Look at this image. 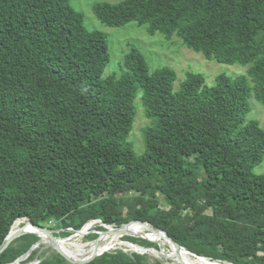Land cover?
Segmentation results:
<instances>
[{"label":"trees","instance_id":"1","mask_svg":"<svg viewBox=\"0 0 264 264\" xmlns=\"http://www.w3.org/2000/svg\"><path fill=\"white\" fill-rule=\"evenodd\" d=\"M91 11L108 28L146 26L246 74L208 87L188 72L174 89V70H151L130 45L119 73L104 77L107 37L69 0H0V246L21 220L65 235L93 220L137 221L210 262L264 264V173L254 171L264 127L246 119L251 96L264 107V0H123ZM138 90L149 121L141 154L128 141ZM38 240L17 238L0 264ZM37 253L22 261L69 264ZM86 264L151 263L116 249Z\"/></svg>","mask_w":264,"mask_h":264},{"label":"rangeland","instance_id":"2","mask_svg":"<svg viewBox=\"0 0 264 264\" xmlns=\"http://www.w3.org/2000/svg\"><path fill=\"white\" fill-rule=\"evenodd\" d=\"M123 0H69L71 6L76 10L82 13L84 26L88 30H97L103 32L108 40V52L110 55V61L106 68L104 69L103 76H107L112 73H119L120 66L123 61V55L128 52L130 45L135 46L141 54L146 59L151 70L156 68L167 66L174 70L176 75V80L174 82V89L178 88L179 82L185 79V74L188 72L198 73L204 77L205 84L208 87L214 85L215 77L219 74H225L231 77L245 75L248 66H242L239 64L234 65H224L217 63L215 61H209L204 59V57L198 53H195L185 46L180 44V41L173 37L171 40H166L162 35L156 34L154 36H149L146 32V26H138L135 23H129L120 28H108L102 25L99 21L95 19L92 14V6L98 2H107L111 4L119 3ZM141 96V91L138 90L136 100L134 101V106H137L136 115L134 117V122L132 125L131 132L128 137V141L131 142L133 150L136 154H141L143 151L142 148V129L149 124V121L144 117L142 107L139 104V99ZM250 106V112L247 115L246 119H252L259 123L260 126L264 127V107H262L252 96L248 99ZM256 173H264V159L263 161L254 169ZM96 225L91 228V230L85 238H80L74 236L70 233L68 235L63 234L64 230L55 229L51 231V235L59 240L69 239V243L77 246H86L92 244L95 238L99 237L103 232L99 231L97 226L102 227L100 221L95 222ZM112 227V226H111ZM103 229V228H102ZM98 231V234H94ZM94 237L89 238L91 235ZM130 236L131 238L146 239V241L152 242L156 245L154 240L149 236L142 235H124L118 239V242L112 243L111 250L121 249L126 253H135L129 250L122 243L130 245L129 242L124 241V238ZM107 242V241H106ZM106 242H103L105 244ZM109 242H111L109 240ZM43 245V246H42ZM134 246L141 250V246L134 244ZM158 248L146 249L144 251L158 252L160 250L159 245H156ZM72 249V248H71ZM166 252H169V248L164 246ZM37 255H49L56 254L54 250L45 244H40L37 248ZM110 250V251H111ZM87 252L79 253H68L72 257H82L87 255ZM138 254V252H136ZM173 254V253H172ZM146 257V260L154 264L156 261L161 264H174L173 261L164 259L160 256H153L152 254L145 253L140 254ZM18 264H35L34 261L25 263L24 261L19 262Z\"/></svg>","mask_w":264,"mask_h":264},{"label":"bare ground","instance_id":"3","mask_svg":"<svg viewBox=\"0 0 264 264\" xmlns=\"http://www.w3.org/2000/svg\"><path fill=\"white\" fill-rule=\"evenodd\" d=\"M24 220L16 222L12 228H11V234L15 233L18 230H23L26 231H33L28 225L23 226L25 223ZM96 223H88L84 228L81 230H78L75 232L74 236H78L80 238H85V235H87L91 230L92 227H94ZM142 225V226H140ZM24 227V228H23ZM94 234H98V231L95 232ZM42 238V244H45L46 246L52 248L54 251L60 252L64 257H66L68 260L71 261H80V260H85L97 253H103L111 250L112 248V243L113 242H118V239L124 235H131V236H136V235H142V236H149L151 237L155 244L159 245L160 250L158 252H150V251H144L146 249H151L152 248H146V247H140V249L136 248L133 243H130V245L122 243L124 246L129 248L132 252H138L141 254L149 253L152 254L153 256H160L162 258H174V259H179V262L182 264H224V263H211L208 260H203V259H198L187 253L186 251L182 249L176 250L172 243L167 241L162 234L159 232H156L152 230V228L148 225L145 224H132L128 225L127 227L122 228L121 230H112L109 228L104 229V232L100 234L99 237L95 238L94 242L92 244L86 245V246H77L70 244L68 241L69 239L66 240H59L55 238L54 236L50 235H43L42 233L39 234ZM91 235V234H90ZM109 240L111 242H109ZM107 241V242H106ZM103 242H106L103 244ZM43 246V245H42ZM164 246L169 248V252H166L164 249ZM72 248V249H71ZM79 252H87L88 254L82 257H72L69 256L68 253H79ZM68 255V256H66ZM173 253V254H172ZM175 256V257H174ZM75 258V259H74ZM174 262V261H173Z\"/></svg>","mask_w":264,"mask_h":264},{"label":"water","instance_id":"4","mask_svg":"<svg viewBox=\"0 0 264 264\" xmlns=\"http://www.w3.org/2000/svg\"><path fill=\"white\" fill-rule=\"evenodd\" d=\"M94 222H98V220H93V221H91L90 223H94ZM132 223H140V224H145V225L150 226V225L147 224V223L137 222V221L130 222V223L125 224V225H122V226H120V227H118V228H114V227H111V226H107V225L102 224L101 226H102L103 229H102V230H99V231H100V232H101V231L104 232V229H106V228H109V229H112V230H121L122 228L127 227L128 225H130V224H132ZM25 225H28L33 231H26V230H23L22 228H20L21 230H18V231H16L15 233L11 234V229H10L8 235H7L6 238L4 239L2 245L0 246V254H1V252H2L3 250H5V249H6V248H7V247H8V246H9L14 240H16L17 238H19V237H21V236H23V235H25V234H33V235L37 236V237L39 238V240H38V242H37L36 244H34V245L28 250V252H27L24 256L18 258L13 264H18V263L21 262L22 260L26 259V258L30 255V253H31L32 250L36 249L40 244H42V238H41V236H40L39 234L42 233L43 235H44V234H45V235H48V236L51 235V231H50L49 229L35 226V225L32 224L29 220H26V222H25V224H24L23 226H25ZM86 225H87V224H86ZM86 225H85V226H86ZM85 226H84V227H85ZM84 227H82V228H84ZM150 227L152 228V230H154V231L159 232L160 234H162V236H163L167 241H169L170 243H172V245L174 246V248H175L176 250H178V249H179V250L182 249V250L186 251L183 247L179 246L174 240H172L171 238H169V237H168L163 231H160V230H158V229H155V228H153L152 226H150ZM11 228H12V227H11ZM23 228H24V227H23ZM82 228H81V229H82ZM75 232H76V231H74V234H75ZM144 240H146V239H144ZM148 242H149V241H148ZM151 243H152V242H151ZM51 249H52V248H51ZM52 250H53V249H52ZM55 252H56L58 255H60V256H61L66 262H68L69 264H86V263H89L90 261H92L94 258H96V257L102 255L103 253H105V252H103V253H97V254H95V255H93V256H91V257L85 259V260L71 261V260H68L66 257H64L60 252H58V251H55ZM186 252L189 253L190 255H192V256L195 257V258L203 259V260H208V261H209V259H207V258H204V257H198V256L192 254V253L189 252V251H186ZM138 254H141V253H138ZM174 257H175V256H174ZM165 259H168V260L174 261V262H173L174 264H182L181 262H179V259H174V258H165ZM211 263H220V262H211Z\"/></svg>","mask_w":264,"mask_h":264}]
</instances>
